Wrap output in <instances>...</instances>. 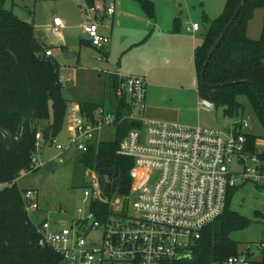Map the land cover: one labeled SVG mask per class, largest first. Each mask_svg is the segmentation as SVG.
Here are the masks:
<instances>
[{
  "label": "built area",
  "instance_id": "1",
  "mask_svg": "<svg viewBox=\"0 0 264 264\" xmlns=\"http://www.w3.org/2000/svg\"><path fill=\"white\" fill-rule=\"evenodd\" d=\"M82 9L83 32L106 60L112 37L101 28L111 29L106 20L114 16L116 4L83 0ZM64 25L61 17L54 18V31ZM199 27L194 23L190 29ZM45 54L50 57L52 51L47 49ZM118 76L119 91L131 94L144 109L147 79L135 74ZM80 109L71 108L68 144L57 138L49 140L57 149L54 159L59 163H64L68 149L86 152L100 133L125 119L102 106L92 118ZM215 109L212 100L200 98L199 112ZM133 119L137 125L118 148L119 154L134 161L130 193L112 202L108 219L101 220L90 206L95 200L107 201L101 198L99 173L94 169H88L92 177L84 188V206L67 218L66 225H62V217L67 214L64 207L43 209L38 189L28 188L23 193L28 215L39 234L38 244L60 254L61 264H190L194 245L204 229L226 209L229 190L249 182L264 183V149H248V118L236 119L226 129ZM36 138L39 147L44 141L41 132ZM33 161L27 173L42 166L41 162L37 165L35 154ZM6 185L0 183V188ZM257 247L262 253L264 243ZM253 253L233 254L213 264H264L262 257L252 259Z\"/></svg>",
  "mask_w": 264,
  "mask_h": 264
},
{
  "label": "trees",
  "instance_id": "2",
  "mask_svg": "<svg viewBox=\"0 0 264 264\" xmlns=\"http://www.w3.org/2000/svg\"><path fill=\"white\" fill-rule=\"evenodd\" d=\"M137 1L149 17H155L152 0ZM5 2L0 0V183L7 185L0 188V264H61L60 254L38 244L39 234L23 198L26 189L19 186L18 180L33 168L37 133L41 132L46 141L60 135L68 117L69 101L63 94L60 64L53 56H46L43 44L35 35L34 24L6 9ZM241 3L238 16L217 45ZM260 8H264V0H227L223 13L211 21L203 41L196 47L194 60L200 97L212 100L216 107L224 108L225 115L233 118H245L246 106L241 97H246L264 130V32L258 39L248 36L249 23ZM176 21L178 29L180 22ZM207 60L205 80L213 87L201 82ZM117 78L113 74L115 88L120 84ZM244 80L252 81L255 86L247 81L229 84ZM80 107L92 118L99 104L81 102ZM131 110L123 93L116 113L121 118ZM133 127L134 120L127 117L116 124L115 139L99 143H93L94 140L86 152H81L80 160L86 169L120 171L118 193L107 187V201L95 200L90 205L101 220L108 219L112 213L111 204L116 197L130 193L134 161L119 154L118 148ZM247 137L248 149L256 151L258 136L247 133ZM240 186L229 190L226 209L204 229L194 245L190 264H213L240 253L238 242L231 234L250 225V219L230 208Z\"/></svg>",
  "mask_w": 264,
  "mask_h": 264
},
{
  "label": "rangeland",
  "instance_id": "3",
  "mask_svg": "<svg viewBox=\"0 0 264 264\" xmlns=\"http://www.w3.org/2000/svg\"><path fill=\"white\" fill-rule=\"evenodd\" d=\"M152 1L155 4L154 18L148 16L140 3L135 1V4L140 6L143 14L152 22L159 19L167 34L180 33L183 26L191 30L190 28L194 23H198L201 26V29L195 32L196 40L190 41L191 45L193 44L195 47L203 41L204 34L207 32L211 21L223 13L227 3V0ZM5 8L13 10L19 18L31 22L43 30V28H47L52 23L56 14L64 18L65 0H6ZM176 20L180 22L179 31L176 29ZM263 32L264 8H260L257 9L253 19L249 23L248 36L258 39L262 36ZM64 33L65 43L70 38H73L78 44L76 51L81 50L80 59L78 57L69 59L66 58L65 53L72 51L73 48L69 46L70 44H66L68 47H62L58 44L51 46L54 57L60 64L63 94L70 102L74 99V101H77L78 99L81 100L98 95L100 88L105 87L107 93L104 104L105 108L114 111V105H111L109 98L111 77L105 70H108V68L113 70V64H116L119 60L124 65L126 62L137 58L142 64V68L146 70V73L142 71L135 73L147 77V96L143 102L144 109L132 99L131 95L128 96L132 104L131 113L134 117L140 120L158 118L159 120L174 121L184 125L194 126L200 124L202 126L225 129L230 126L231 121L236 119L225 115L223 107H216L211 112L203 111L200 113L198 109L193 111L191 108L193 100L190 92H180L178 89L158 87L157 79L160 76L168 78L170 76L168 73L183 78L184 86L192 82L198 86V75L194 65V48H191V52H187L182 48L178 54H173L172 48L175 45L179 48L183 46L175 38L168 42L152 40L153 43H160L159 48L161 51L168 50L170 53L166 51L165 53L162 52L161 55L154 54L151 51V48L155 51V45L153 44L150 48H147V45L143 47L142 45L149 39L147 35L143 42L127 51L124 56L115 58L113 54L111 58L105 60L101 57L100 53L96 52L94 54L96 50L90 46H85V43L81 42L79 35L75 34L73 27L68 26ZM127 64L132 66V63ZM74 73H76L75 77H72ZM241 101L246 106L245 118L251 121L246 131L257 135V147L264 149V130L262 124L257 115L252 111L247 98L241 97ZM160 109L164 110V113H169L172 117L149 114L151 110ZM179 113V117H175ZM68 124L69 120L67 117L60 135L56 137L59 142L65 143V145L68 143ZM115 137V127L110 126L103 131L101 139L113 140ZM93 143H99V139H95ZM48 152L50 155L54 152V148L50 145H48ZM77 154L75 156L66 155L64 163L53 160L41 166L37 171L23 173L18 182L19 186L22 188L38 189L41 201L44 204H51L55 207L66 206L76 212L79 206H84V188L89 186L88 180L92 177L89 172L90 170L86 169L84 164L81 163V154ZM35 157L39 166V162H41L39 160L42 158L39 150L35 152ZM87 173H89V176H87ZM230 208L250 219L249 226L236 230L231 234V237L238 242L239 252L244 254L248 251L251 253L256 252V255L250 257L254 260H260L262 253L259 251L257 244L264 243V183L259 185L249 182L241 185L231 200ZM72 214L67 210V214L62 217V225L69 223L67 218ZM215 224H212L211 228ZM97 236L99 235L97 234Z\"/></svg>",
  "mask_w": 264,
  "mask_h": 264
},
{
  "label": "crops",
  "instance_id": "4",
  "mask_svg": "<svg viewBox=\"0 0 264 264\" xmlns=\"http://www.w3.org/2000/svg\"><path fill=\"white\" fill-rule=\"evenodd\" d=\"M106 1H107V3L114 1L116 4V12H115L114 16L112 18L106 20V22H109V24L111 25V29L106 28V27L101 28L102 33L109 34L112 37V45H111L110 50L107 52L108 58H111V56L113 54L115 55V58H117L118 56H124V54L127 51H129L132 48H135L138 44L143 42V40L146 38L147 35H148L149 39L142 46L144 47V45H147L146 47L150 48V46L152 44L155 45V51L151 48V51L154 54L161 55L162 52L165 53L168 50L161 51V49L159 48L160 43H157V42L153 43L152 40L155 39V41L168 42V41L175 38L176 41L178 43H180V45L182 44L183 46L181 48H179L178 46L175 45L172 48L173 54H178L182 50V48H184L187 52H189V51L191 52V48H194L193 53H194V57H195V49L199 44L195 47V45L194 46H193V44L191 45L190 41L196 40L197 37L195 36V32L199 31L201 29V26L199 27L198 30H195V31L194 30H188L183 26L180 33L167 34L164 31L163 26H162L159 19H156L155 22H152L149 18H147L143 14L140 6L138 4H135V1L138 3H139V1H137V0H106ZM82 8H83V0H80V1L79 0H65V8L63 11L64 18L59 14L55 15V17H61L64 21V24H65L64 27L62 29H60L58 32L54 31V29H53L55 17L53 18L52 23L47 28H43V30L41 28H39L38 26L34 25L35 35H36L37 39L43 44L45 50H47V49L51 50L52 45H57V44L60 45V43L63 42L64 45L62 47L67 46L66 44H68V45L70 44L69 46H71V48H73L71 52L65 53L67 55L66 58L71 59V58H77L78 57L80 59L81 50L76 51V47L78 46L77 41L74 40L73 38H70L66 43L64 41V39H65L64 38V34H65L64 32L68 26L73 27V29L75 30V34L79 35V39L81 40V42L85 43V46H87V47L90 46L91 48L96 50L90 41L82 38V36L85 35L83 32V28H82V24L84 22V14H83ZM209 27H208V29H209ZM179 30H180V23L178 26V31ZM205 34H204V36H205ZM96 52H97V50L94 52V54H96ZM168 52L170 53V51H168ZM52 56L54 57L53 51H52ZM127 63H132V66L128 65ZM194 65H195V60H194ZM105 71H107V73L111 77V86H110L109 98H110L111 105H114V108H115L114 111H112V109L109 111L116 112L117 106H118V101L121 98L122 94L126 93V92L119 91V84H118L117 88L114 87L115 85L113 84V74L117 75V77H118L117 79L119 82L118 73L123 72L122 74L126 73V74L139 75L135 72L142 71V72L146 73V70H144L142 68V64L139 62V60L137 58H134V60H132L130 62H126V64H124V65H122L121 61L119 60V62H116V64H113V70L108 68V70H105ZM196 73H197V71H196ZM75 74L76 73H74V75H72V77H75ZM168 75H170V76H168V78H166V76H160L157 79L158 87H163V88L168 87V88L178 89V90H180V92H185V91L190 92L192 94V100H193L191 108L193 111L197 110L198 109V102L201 98L199 95V79H198V86H196L194 82H192L191 84H189L187 86H184L183 85V81H184L183 78L176 76L175 74H169L168 73ZM142 76H144L147 79V77L145 75H142ZM129 95H131V94L126 93V99H127L128 104L132 106L131 101L128 98ZM146 96H147V91H146L145 97ZM106 98H107V93L105 91V87H103L102 89L100 88V90L98 91V95H95L92 97H87L86 99H81V100L78 99L77 101H74L75 100L74 99L71 102L69 101V99H67L69 101L68 142H69V138H70L71 133H72V118H71L72 117V111H71L72 106H77V108L80 109V103L81 102H91V103H97V104H99V107L102 106L105 108L104 104H105ZM132 99H133V96H132ZM81 110L82 109H80V111ZM163 111L164 110H162V109L155 110V111L151 110L149 112V114L153 115V116L172 117L169 113H164ZM81 112L83 115H85L83 113V111H81ZM179 115H180V113L177 114V116H175V117H179ZM132 116L133 115L130 112L128 115L125 116V119L127 117L131 118ZM86 117H88V116H86ZM133 118L136 119V117H134V116H133ZM133 118H131V119H133ZM151 119H158V118H151ZM236 119H239V118H236ZM236 119H234V120H236ZM233 121H231V124ZM134 124L136 126L137 122L134 121ZM115 126H116V124L113 125V127H115ZM247 133H250V132H247ZM102 137H103V132L100 133L96 137V139L98 138L99 141L105 140V139H101ZM60 143H62V142H60ZM63 144L65 145V143H63ZM48 145H50L52 148H54V152L51 155L48 152ZM38 150L40 151V154H42V158L41 159L39 158L40 159L39 161H41L42 166H44L46 163H49V162H52L53 160H55L54 158L56 156L57 149L55 148L54 144H52L50 141L44 140L42 142L41 146L37 147L36 152H38ZM77 153L81 154V152L78 151L77 149L71 148L65 152V156L66 155L67 156H69V155L75 156ZM19 180H18V182H19ZM23 188H25V187H23ZM25 189H28V188H25ZM40 204H41V207L43 209H55L56 207H59V206L55 207L54 205H51V204H44L41 201V197H40ZM62 207L69 210V212H71V214L72 213L74 214L75 210H73V209L71 210L66 206H62Z\"/></svg>",
  "mask_w": 264,
  "mask_h": 264
},
{
  "label": "water",
  "instance_id": "5",
  "mask_svg": "<svg viewBox=\"0 0 264 264\" xmlns=\"http://www.w3.org/2000/svg\"><path fill=\"white\" fill-rule=\"evenodd\" d=\"M241 7H242V3L238 7V9L235 12L234 16L232 17L230 23L226 26L224 32L220 36L217 45H219L221 43V41L224 38L225 34L228 32L230 25L235 21L236 17L238 16L239 11L241 10ZM82 38L85 39V40L90 41V38L87 35H83ZM60 45L63 46L64 43L61 42ZM211 55H212V53L210 54V56ZM210 56H209V58H210ZM208 61L209 60H207V62L205 63V65L203 67L202 76H201V82H202V84L204 86L213 87L214 85H211V84L207 83L206 80H205V71H206V68H207ZM245 81L253 84V82L250 81V80L232 81V82H229V84H237V83H241V82H245ZM256 90L258 91L259 96H261L260 92H259V89L257 87H256ZM263 105H264V102H263ZM98 173H99L98 182H99V186H100V190H101V198L102 199H106L107 198L106 193H105V190H106L107 187H111L114 193H118V184H119V177H120L119 169L116 168L115 170H112V169H108V168H100L98 170ZM254 254L255 253H253V255Z\"/></svg>",
  "mask_w": 264,
  "mask_h": 264
}]
</instances>
